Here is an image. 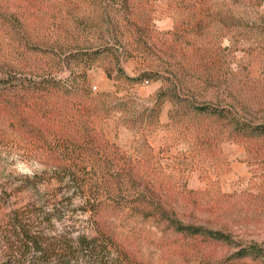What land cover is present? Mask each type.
<instances>
[{"label":"rangeland","instance_id":"1","mask_svg":"<svg viewBox=\"0 0 264 264\" xmlns=\"http://www.w3.org/2000/svg\"><path fill=\"white\" fill-rule=\"evenodd\" d=\"M32 1L0 3V55L29 56L33 38L60 41L66 44L64 50L77 48L81 55L97 51L61 63L55 45L52 62L51 49L39 47L43 55L37 72L46 76L53 69L65 84H87L95 94L105 95L96 121L107 139L138 160L150 178L172 188L170 193H183L184 206L195 200L208 205L196 212L182 209L186 222L223 230L237 245L264 248V144L247 146L229 139L228 133L218 135L212 145L199 141L194 133L205 132L208 122L183 118L175 98L179 91L193 104L224 107L245 122L264 120V4L252 8L242 0H132L134 19L142 26L137 31L125 21L121 29L117 26L120 5L108 4L106 12L89 0H34L37 5L53 4L58 13L34 17L31 23ZM229 12L237 21H222ZM15 127L0 120V192L12 181L9 175L43 169L29 162L28 143L22 144ZM14 202V197L8 201ZM8 214L0 212V217ZM117 226L141 261L199 264L175 254L183 242L152 220L131 217ZM207 250L213 257L210 264H264V259L230 260L236 246Z\"/></svg>","mask_w":264,"mask_h":264},{"label":"trees","instance_id":"2","mask_svg":"<svg viewBox=\"0 0 264 264\" xmlns=\"http://www.w3.org/2000/svg\"><path fill=\"white\" fill-rule=\"evenodd\" d=\"M89 1L100 10H106L108 4L120 5L119 29L125 21L141 30L134 19L132 0ZM242 1L252 8L264 4V0ZM44 5H37L34 0L29 5L31 23L34 17L57 15L58 7ZM246 17L242 15L243 20ZM226 19L237 21V16L229 12L222 21ZM40 39L29 40V56L0 55V120L16 126L22 144L28 143L29 162L43 166L41 171L30 174L13 172L17 176L9 175L12 181L7 180L9 184L0 192V212H9L0 217V264H149L130 252L118 232L117 222L131 217L157 223L165 233L183 242L174 248L175 254L199 264H210L213 257L207 249L221 244L238 248L230 258L234 262L264 259V248L258 244L243 247L223 230L186 222L180 214L182 209L196 212L208 205L195 200L191 207L184 206L180 200L183 193L181 197L170 193L172 188L166 189L164 182L150 178L138 160L107 139L96 121L104 94H95L87 84H65L53 74V69L46 76L37 72L43 55L39 47L51 49V62L57 47L59 53L55 56L61 63L97 55V51L81 55L77 48L64 50L66 44L60 41L42 39L41 44ZM261 39L264 44V29ZM3 59L14 61L4 63ZM30 61L34 70L29 67ZM120 74L124 72L120 70ZM81 77L86 83V74ZM148 77L153 79L152 74ZM176 93L175 98L180 101L177 109L183 111V118L208 122L205 132L194 133L199 141L212 145L218 135L228 133L229 139L247 146L264 144V120L245 122L224 107L196 105L187 96L181 98L179 91ZM9 188L13 189L11 193H7ZM12 197L15 202L9 204ZM2 241L5 243L1 245Z\"/></svg>","mask_w":264,"mask_h":264},{"label":"built area","instance_id":"3","mask_svg":"<svg viewBox=\"0 0 264 264\" xmlns=\"http://www.w3.org/2000/svg\"><path fill=\"white\" fill-rule=\"evenodd\" d=\"M94 89L96 90L97 88L94 87Z\"/></svg>","mask_w":264,"mask_h":264}]
</instances>
